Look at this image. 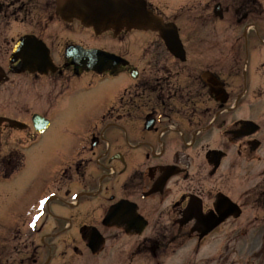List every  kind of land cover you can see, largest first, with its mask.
<instances>
[{"label":"flooded vegetation","instance_id":"1","mask_svg":"<svg viewBox=\"0 0 264 264\" xmlns=\"http://www.w3.org/2000/svg\"><path fill=\"white\" fill-rule=\"evenodd\" d=\"M212 2L236 15L242 8ZM258 19L254 31L262 43L264 12ZM35 35L50 41L53 50L51 35ZM155 41L145 59L113 71L98 74L62 59L56 60L55 72L33 75L53 96L37 111L96 113L88 125L73 122L72 114H58L50 160L28 163L34 138L53 124L49 117L45 131L24 133V143L2 158L8 175L1 177L9 184L3 198L10 213L0 264H133L138 253L157 257L197 225L195 216L179 222L188 204L209 210L215 193H229L234 180L249 178L251 160L264 154V61L258 59L264 50L245 45L247 58L229 63L222 79L228 100L219 107L196 62L174 59ZM117 54L125 57L122 50ZM207 63L216 73L217 62ZM184 80L195 90L185 92ZM9 111L20 108L14 103ZM246 121L259 129L250 134ZM20 149L23 161L13 156ZM233 224L229 218L221 226Z\"/></svg>","mask_w":264,"mask_h":264},{"label":"rangeland","instance_id":"2","mask_svg":"<svg viewBox=\"0 0 264 264\" xmlns=\"http://www.w3.org/2000/svg\"><path fill=\"white\" fill-rule=\"evenodd\" d=\"M46 1L48 0H0V66L4 69H6L7 58L12 47L11 40L32 31L31 27H34V24L37 25L36 22H44L46 15L43 16V14L45 12L37 8ZM148 1L151 2L153 8L166 16L167 19L176 20L179 27L201 28V34L189 37L188 40L190 39V41L188 42L204 43L202 46L206 47L209 52L203 58L220 62L219 64L224 66L219 68L224 71L221 72L223 77H225V71L227 70L226 66L232 60L243 58L240 48L243 42L240 40L241 36L239 37L241 28L233 27L230 30L228 21L234 23V19L230 15L224 16V22L213 20L210 14L211 4L209 2L207 4L206 0L196 2L195 0ZM262 5H264V2ZM201 11L207 13L209 17L203 14L205 20H200L197 19L199 17L192 16ZM253 11H261L260 4H257ZM254 18L251 16L249 21H253ZM46 31V34H49L48 39L50 35L55 38L56 51L60 57L63 51L62 45L70 40L115 50L119 47L121 39L122 45L124 44L123 49L125 50V45H127L133 51V54H137L133 58L140 60L147 44L155 37L154 33H139L136 31L128 34L123 33L118 38H114L109 32L94 35L91 30L83 29L77 23L67 25L60 23L57 19L49 22ZM189 58L194 59L193 57ZM258 59L260 61L264 60L263 57ZM202 66L198 69H202ZM8 75L9 80L0 84V113L2 114L9 113L12 114L10 116H18L17 118L24 120L31 113L42 109L45 106V100L48 101L53 97L46 94V88L42 87L41 81L34 79L33 76L27 74ZM14 103L20 108V111H9ZM61 112L72 114L73 122L85 125L91 122L93 115L96 113V111H47V115L53 124L44 134L34 138L36 149L29 157V166H32L36 161L52 158V148L57 133L56 125L59 120L58 114H61ZM10 132L9 136L5 134V143L3 142L5 148L2 152L22 140V131L10 129ZM262 159L252 165L250 181L248 183L240 181L237 185L238 189L234 190L235 192L251 187L253 182L259 179L257 175L260 174V170L264 169ZM254 176L255 178L252 179ZM8 187L9 184L3 182L0 178V228L2 229L8 221L10 213L3 198ZM257 191L256 194L250 195V198L256 199L258 197V200L245 207L234 226L216 228L199 242L195 236H190L186 231L184 241L169 245V250L164 254L165 257L161 261L155 259L146 261L144 259L139 260L138 264L146 262L148 264H264V187L261 186ZM232 197L235 198L237 195L233 194Z\"/></svg>","mask_w":264,"mask_h":264},{"label":"water","instance_id":"3","mask_svg":"<svg viewBox=\"0 0 264 264\" xmlns=\"http://www.w3.org/2000/svg\"><path fill=\"white\" fill-rule=\"evenodd\" d=\"M56 12L63 20L71 21L73 18L80 20L85 26H92L96 33L112 28L115 32L125 27L127 29H151L159 33L167 47L172 52L178 51L180 43L178 41L175 26L172 23H164L163 20L146 8L143 0H56ZM30 36L20 39L13 49L11 60L21 58L24 64H34L35 60L40 63L35 66H29L30 70H42V65L48 64L49 58L46 51L38 43L29 41ZM30 44V46H28ZM35 48V55L26 52V50ZM66 57H72L81 67L93 68L98 71L114 68L121 62L117 57L103 51L90 49L84 50L78 46L69 45L66 48ZM203 78L214 88L220 90V84L211 76L203 74ZM4 118L0 117V120ZM6 120V119H5ZM11 126L22 128L24 125L7 119ZM44 119L35 116L33 124L36 129L46 124ZM233 209L234 216H238L240 211L226 198L220 200L217 210L224 216L229 215ZM224 218V217H222ZM222 219L215 221L210 227L203 229L199 235L201 238L212 230ZM210 222V219H207Z\"/></svg>","mask_w":264,"mask_h":264},{"label":"bare ground","instance_id":"4","mask_svg":"<svg viewBox=\"0 0 264 264\" xmlns=\"http://www.w3.org/2000/svg\"><path fill=\"white\" fill-rule=\"evenodd\" d=\"M256 33V32H255Z\"/></svg>","mask_w":264,"mask_h":264}]
</instances>
